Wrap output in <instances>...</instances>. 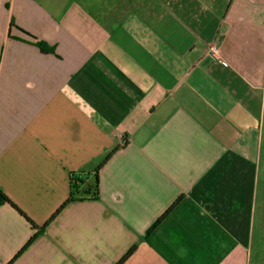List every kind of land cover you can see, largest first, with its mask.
<instances>
[{
	"label": "crops",
	"instance_id": "0c3cea01",
	"mask_svg": "<svg viewBox=\"0 0 264 264\" xmlns=\"http://www.w3.org/2000/svg\"><path fill=\"white\" fill-rule=\"evenodd\" d=\"M0 189V264H249L264 0H0Z\"/></svg>",
	"mask_w": 264,
	"mask_h": 264
},
{
	"label": "trees",
	"instance_id": "16d2710c",
	"mask_svg": "<svg viewBox=\"0 0 264 264\" xmlns=\"http://www.w3.org/2000/svg\"><path fill=\"white\" fill-rule=\"evenodd\" d=\"M30 35L34 39L33 43H35L37 46H39L42 51L49 52V51L54 50L53 47H50L46 42L39 40L36 36H34L32 34H30ZM99 170H100V168H97L94 172H90V173H80V174L73 173L71 175V192H70L69 199L67 200L66 203H68L70 201H74V200L98 199L100 197ZM177 201L175 203H173L166 210V212L157 220V222L155 223V226L174 208ZM0 202L1 203H10L25 218H27V220H29L32 223L31 219L1 189H0ZM41 229H39L35 232V234L27 242V244L15 256V258L18 257L37 238V236L42 232ZM131 251L132 250H130L129 253L127 255H125L124 258H122L118 262V264H120L122 261H124L126 259V257L131 253Z\"/></svg>",
	"mask_w": 264,
	"mask_h": 264
},
{
	"label": "rangeland",
	"instance_id": "374dc122",
	"mask_svg": "<svg viewBox=\"0 0 264 264\" xmlns=\"http://www.w3.org/2000/svg\"><path fill=\"white\" fill-rule=\"evenodd\" d=\"M249 264H264V221L255 226L253 250Z\"/></svg>",
	"mask_w": 264,
	"mask_h": 264
},
{
	"label": "built area",
	"instance_id": "2783aa9c",
	"mask_svg": "<svg viewBox=\"0 0 264 264\" xmlns=\"http://www.w3.org/2000/svg\"><path fill=\"white\" fill-rule=\"evenodd\" d=\"M210 50H211V52H213V54L218 56V47H217V45H215V44L211 45Z\"/></svg>",
	"mask_w": 264,
	"mask_h": 264
}]
</instances>
